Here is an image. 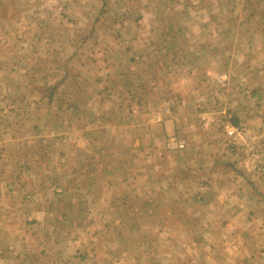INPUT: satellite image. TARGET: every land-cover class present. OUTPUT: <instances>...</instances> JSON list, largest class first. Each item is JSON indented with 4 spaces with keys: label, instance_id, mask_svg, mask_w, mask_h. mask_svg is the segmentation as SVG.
<instances>
[{
    "label": "rangeland",
    "instance_id": "rangeland-1",
    "mask_svg": "<svg viewBox=\"0 0 264 264\" xmlns=\"http://www.w3.org/2000/svg\"><path fill=\"white\" fill-rule=\"evenodd\" d=\"M181 1L185 3H177L171 11L175 25L172 29L166 25L171 12L165 5H149L151 0H0V126L9 118L17 120L33 114L38 107L33 108L35 106L22 100L40 95L54 105L48 108H55L57 114L62 115L66 131L74 127V130L84 132V125L93 121L116 126L119 122L126 125L138 120L145 122L156 111L161 117L162 106L156 103L164 95L146 84L139 88L127 85L124 59L138 53L166 54V45L159 40L164 34L179 38L167 51L168 59L171 53L180 52L189 62L194 56H202L197 65L210 71L199 76L201 84L194 94L199 105H168L172 108L168 107L170 113L177 118L185 117L183 121L186 119L187 124L191 121L193 124L191 127L185 125L183 139L188 142V147L184 154L163 151L162 141L166 135H161L165 130L158 125L132 130L131 135H124L122 127L111 128L105 137H101L103 130H96L95 135L104 139L102 143H107L117 155L118 151L121 154L118 159L115 156L117 160H111L115 170L103 173L84 169L80 177L84 184L78 190L79 201L82 197L84 201L73 205H67V199L74 187L70 178H61L62 183H67V196L62 197L63 201L47 203L50 212L44 218L48 229L56 233L36 230V225L30 224L39 232L40 245H34L20 255L17 249L10 252L0 246V259L7 258L13 261L12 264H179L184 252H192L190 246L179 245L197 242L212 246L230 241L231 229L226 227L228 221L223 216L215 219L208 215L201 219L176 217L183 208H195L192 203L190 207L178 204L179 212H174L175 217L163 215L167 207L161 197L173 193L179 195L177 192L183 190L181 186L166 187L169 165L194 171L190 172V178H193L205 173L201 171L203 167L209 169L212 163H217L221 179L229 180L231 172H239L245 185L255 181V192L264 193V134L261 133L264 129V0ZM148 34L158 37L149 39ZM185 34L192 40L180 39ZM143 40L147 41L145 46ZM149 41L153 44H148ZM204 50L207 53L200 54ZM173 65L175 69L182 67L177 66V61ZM134 66L138 70L144 69L139 63ZM108 71L110 78L105 77ZM163 72L159 74L162 83L167 75ZM133 77L128 75V81ZM246 79L255 89L254 96L240 84ZM102 82L109 85V92L97 89V84L102 87ZM94 93L97 101L93 99ZM181 93L184 98L191 95L186 89ZM77 99L80 104L75 106ZM219 99H223L220 106ZM177 101L178 98L174 100ZM220 107L225 112L213 119V123L221 131H215L213 126L208 136L197 133L196 126L201 125L199 116L211 114ZM40 112H46L44 105ZM243 117L248 119L243 121ZM29 121L26 123H33ZM226 123L243 127L247 132L231 137L224 131ZM219 132L221 136L214 137ZM152 133L156 134L153 138L150 137ZM140 134L144 135L142 148L135 152L133 139ZM58 137L57 142L63 149L69 146L66 143H71L64 134L60 141ZM96 147L97 144L92 147V152H97ZM35 148L39 150L37 143ZM152 149L161 155L158 157ZM110 157L105 158V162L110 161ZM94 162L96 165L92 156L84 157L87 169ZM210 172L211 169L206 174ZM65 174L66 171L60 170L56 175ZM258 179L259 184L256 183ZM91 182L92 187L85 192ZM106 183L111 187H106ZM192 186L186 188L194 194L197 188ZM19 187L11 198V207L25 205L24 196L36 195L32 185ZM223 187L224 192L229 188L227 184ZM8 188L13 191L17 186ZM107 197L110 206L108 203L106 207L101 198ZM151 197L159 202L157 207L150 206ZM124 198L126 201L122 203ZM138 199L146 201L141 216ZM88 208L92 210L88 211ZM208 208L200 209L208 211ZM14 217V226L19 223L21 232L27 234L29 230L24 218ZM15 237V233L7 232L6 242ZM17 238L13 244L18 242ZM70 241H73L72 246H66ZM41 244L46 245L42 248ZM260 258L264 256L260 255L257 260Z\"/></svg>",
    "mask_w": 264,
    "mask_h": 264
},
{
    "label": "crops",
    "instance_id": "crops-1",
    "mask_svg": "<svg viewBox=\"0 0 264 264\" xmlns=\"http://www.w3.org/2000/svg\"><path fill=\"white\" fill-rule=\"evenodd\" d=\"M177 3L184 4L185 2L181 0H151L149 5H165L166 10L171 12L174 11V5ZM172 14V12L168 14L169 21L166 23L168 28L175 26L174 21H172ZM151 31H153L152 27ZM185 35L180 36V39L183 38L184 40H192L189 35ZM157 37L158 36L153 37L152 34H148L147 36L149 39ZM159 40L164 41L166 45V51L164 52L168 55L167 58L164 53L160 56H155V52H151L150 54L138 53L131 55V57L124 59L126 64L124 72L126 75L125 78L127 85L132 84L133 88H139L142 84H146L153 91L160 90L161 94L164 96L159 100V103L156 104L162 106L161 110L163 113L161 117L156 114L159 113V111H156L151 114L153 117H148L145 122H140L138 120L135 124H130L128 122L127 125L125 122H119L116 126V124H111L109 122L99 124L93 121L91 123H87L89 124L87 126L84 125V129H82L86 130L84 132L74 130V127H71L69 131H66L67 127L63 123L62 115L57 114V110L55 108H53V110L48 108V106L54 107V105H52L51 101L40 95V97H35L34 99H31L30 97V99L22 100L23 103L35 106L33 108L38 107L33 114L19 117L17 120H13V117L8 120H4V124L0 126V211H2L0 212V246L6 248V250H9L10 252L12 249H17L19 250L20 255L21 252H27L29 249H32L34 245H40L42 239L38 234L39 232H36V230L46 229L47 233L48 230H50V234L56 233L54 230L48 229L45 225L46 219L44 218L50 212L47 209V203L52 204L54 202H59V200L63 201L62 197L67 196V183H62V180L60 179L70 178L69 181H71L74 189L70 192L71 195L69 199H67V205H73L84 201L82 196L79 201L80 193H78L79 187L84 184L80 178L84 169L88 172L95 170L96 172L101 171L103 173H111L115 170V164H112L111 160H117L120 158L121 154L118 151L117 155L115 150L110 149L107 143H102L104 139L101 138L103 136L105 137L108 132H110L111 128L115 129L118 127L119 129L122 127L124 128V135H131L132 130H136L143 126L153 127L154 125H158L161 129L163 127L165 130L164 132H161V135H166L162 141L163 151L168 153L184 154L183 152H185L188 147V142L186 139H183L185 138L183 135V132L186 129L185 125L191 127L193 124L192 121L187 124L186 119L183 121L182 119L185 117L177 118L173 112L170 113L171 110L168 108L170 107L168 105H171L172 107L174 104L177 105L178 103H181L184 106H188L190 103L199 105L196 100V95H194L195 91L201 84L199 76L201 74H209L210 71H206V68L197 65V61H199L202 56H194L189 62L188 59L184 60L181 56L183 53L180 52V54L171 53L170 59H168L169 54L167 51L173 43L179 40L177 36L164 34L159 37ZM143 41V45L145 46L144 43L147 41ZM148 44L153 43L149 41ZM204 51L205 52L200 51V54L204 55L207 53V50ZM163 57H165V59L162 60ZM158 59L159 61H157ZM160 59L162 62H160ZM175 61L178 63L177 66L182 67L175 69V65H173ZM129 62H131V64H129ZM135 63L141 64L144 69L138 70L134 66ZM163 71H165L167 75L166 79H163L162 83L161 80H159V74ZM110 75V71L105 73V77L108 76L110 78ZM128 75L134 77L128 81ZM143 76H145V79H143ZM247 79L240 84H244L247 89L252 91V96H254L255 89H253L254 87H251L250 82H248ZM97 85L99 86L97 89L101 88L102 91H110L109 85H107L106 82H102V87H100V83ZM184 89H186V92H190L191 95L184 98L181 93ZM174 91H177V93H174ZM95 94L96 93H94L93 96L94 100H96ZM177 98L178 101L175 103L174 100ZM252 101L254 102V100ZM249 103V100H247V104ZM74 104L75 106L79 105L80 99H77ZM202 104L203 106L205 105L204 103ZM219 104H223V99H219L218 106H220ZM43 105L46 107V112L42 113L40 112V108ZM224 112V108L220 107L218 110L211 111V114L204 113L200 115L199 118H201V121L198 120V122H200L201 125L196 126L197 129L195 131L197 133L203 132L205 135L209 134L211 132V130H209L210 127L214 126L215 128V123H213L215 121H213V119L219 118V114H223ZM29 119H31L33 123L27 124L26 122L29 121ZM244 119L247 120L248 117H243V121ZM236 122H238V120H236ZM99 129L104 131L101 137H97V135H95L96 130ZM218 130L221 131L220 129L215 128V131ZM261 133L264 134V129L261 130ZM63 134L66 136V140L71 142L66 143V145L69 144V146H66L65 149H63L57 142L58 136V140L64 138L62 137ZM155 135L156 134L152 133L150 134V137L152 136L153 138ZM216 136L220 137L221 132H219L218 135L215 133L214 137ZM143 137L144 135L142 134L134 137L133 147L135 152H138L139 149L142 148ZM34 143L38 144L39 150L36 148L33 149L35 147ZM179 143H182L183 146L179 147ZM216 143H219V141ZM85 144H87L86 147H84ZM95 144H97L96 153L91 150ZM243 146L246 148L245 144ZM152 150L157 152V150ZM157 154L158 157L161 155L160 152H157ZM110 155V161L105 162V158ZM116 155L117 159L115 158ZM152 155H154L153 152ZM14 156H16V159H14ZM70 156H73L74 159L72 157L70 158ZM85 156H92L96 161V165L95 162L92 164L90 163L89 169H87V166L84 163ZM21 162H26L27 165L21 166ZM234 166L236 167V165ZM203 168L201 171L204 170L205 173L197 175L193 178H190V172L194 173V171L188 172L186 169L173 167L172 165H169L166 168V173L168 175L165 183L166 187L171 189L173 187L181 186L183 187V190L181 193L177 192L179 195L173 193V195L161 197L164 198V201H166L165 206L167 207L165 209L166 213L163 215L167 217H175L174 212H177L178 204L183 203L187 207H190V203H192L195 208H183L180 210L181 214H177L176 217L191 216L192 218L201 219L208 215L215 219L223 216V218H227L228 221V225H226V227L231 229V235L229 237L230 241L227 240L221 244L213 243L211 244L212 246H205L199 243L197 244V242L179 245L183 247L190 246L192 249V252H184L183 257L181 256L179 264H264V258H260L259 261L257 260L260 255L264 256V193L255 192V181H251L252 183L250 185H245L240 178L239 172H231L228 175L229 180H224L218 175V170L220 169L219 164L212 163L209 169ZM210 169L212 172H210V174H206ZM60 170L66 171L67 174L60 176L56 175ZM201 171L197 169V172ZM256 183L259 184V179ZM27 184L35 187L36 195L31 198L28 195L24 196V201H26L25 205L23 204L20 205V207H11V198H14L13 194L20 190L19 186L24 187ZM92 184V182L87 184L88 186L86 187L85 192L89 191ZM224 184L229 186V188L226 189V192H224L223 189ZM12 185L14 187L17 186V188H15L16 190H9L8 187ZM105 185L106 187L109 186L107 183ZM192 185L197 188V191L195 190L194 194L188 192L189 190L186 188ZM211 189L212 191H209ZM37 193L41 194L39 195ZM151 198L152 204L150 206L157 207L159 202L155 197ZM101 199L103 206L107 207L108 203L110 206V199L108 197ZM125 201L126 199L124 198L122 203ZM138 202L139 205H136L139 207L138 213L141 216L143 212V203L146 204V201L138 199ZM204 206L209 207L208 211L200 209ZM83 210H85V207ZM90 210L92 209L88 208V211ZM108 210L110 211L111 208L108 207ZM14 216L17 218L22 217L27 222V229L29 230L27 234L21 232L22 228L18 227L20 226L19 223H17L18 226H14L16 223V218ZM63 217L66 218L67 216L63 215ZM30 224L36 225V230L35 227H30ZM7 232L9 234L15 233L16 236L19 237H15L12 241L6 242ZM21 235L23 237H21ZM16 238L19 240L16 244H13ZM31 242H36V244ZM72 242H66V246H72ZM44 245L46 244H41V247L44 248ZM178 249L180 251L182 250V247H178ZM205 251H208L210 254H205ZM12 263L13 261H10L7 258L0 259V264Z\"/></svg>",
    "mask_w": 264,
    "mask_h": 264
},
{
    "label": "built area",
    "instance_id": "built-area-1",
    "mask_svg": "<svg viewBox=\"0 0 264 264\" xmlns=\"http://www.w3.org/2000/svg\"><path fill=\"white\" fill-rule=\"evenodd\" d=\"M227 135H230L231 137H234L235 135L244 134L247 132L243 127H236L232 126L229 123H226L224 125ZM179 147H182V143L178 144Z\"/></svg>",
    "mask_w": 264,
    "mask_h": 264
},
{
    "label": "trees",
    "instance_id": "trees-1",
    "mask_svg": "<svg viewBox=\"0 0 264 264\" xmlns=\"http://www.w3.org/2000/svg\"><path fill=\"white\" fill-rule=\"evenodd\" d=\"M236 124V123H235Z\"/></svg>",
    "mask_w": 264,
    "mask_h": 264
}]
</instances>
